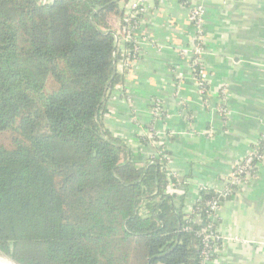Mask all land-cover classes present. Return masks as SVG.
<instances>
[{
    "label": "trees",
    "instance_id": "1",
    "mask_svg": "<svg viewBox=\"0 0 264 264\" xmlns=\"http://www.w3.org/2000/svg\"><path fill=\"white\" fill-rule=\"evenodd\" d=\"M126 2L0 0V254L20 264H203L218 192L186 211L167 160L104 122Z\"/></svg>",
    "mask_w": 264,
    "mask_h": 264
},
{
    "label": "crops",
    "instance_id": "2",
    "mask_svg": "<svg viewBox=\"0 0 264 264\" xmlns=\"http://www.w3.org/2000/svg\"><path fill=\"white\" fill-rule=\"evenodd\" d=\"M204 1L210 98H200L187 57L175 49L158 53L145 44L133 75H125L124 90L118 86L110 92L104 117L108 128L130 142L150 127L152 101H162L170 167L179 179L176 199L185 196L186 211L193 208L200 186L224 187L235 163L250 154L264 132V0ZM188 16V6L179 0H155L144 16L141 39L187 41ZM173 67L185 74L179 93ZM224 86L229 93L225 116L216 111ZM218 216L217 229L229 238L217 264H264V163L256 178L224 200Z\"/></svg>",
    "mask_w": 264,
    "mask_h": 264
},
{
    "label": "built area",
    "instance_id": "3",
    "mask_svg": "<svg viewBox=\"0 0 264 264\" xmlns=\"http://www.w3.org/2000/svg\"><path fill=\"white\" fill-rule=\"evenodd\" d=\"M40 3H50L53 0H38ZM202 0H187L182 1L189 7V20L194 24L196 30L195 35L192 36L189 43L180 44V42H174V45L178 48L175 49L179 57H185L188 55L190 59V68L193 75V79L196 82L199 96L202 100L205 99L209 94L210 79L205 75L206 67L204 66V60L202 59V51L204 48V33H203V9L200 6ZM152 0H128L124 4L125 16L124 23L117 32V44L121 50H123V58L119 62V69L124 71L126 75L134 73L137 64L140 62V47H143V43L140 41V31L144 21V16L147 13ZM126 44L131 45L126 48ZM158 48V47H157ZM165 48V46H162ZM160 49V48H159ZM172 73L176 78V93L180 91V80L182 79V73L178 71L176 67H173ZM222 99L220 104L217 106L219 113L222 115H227V102L226 96L228 95V89L224 87L220 91ZM164 110L162 101L155 98L152 101L150 107V115L154 120H158L161 116V111ZM156 120V121H157ZM153 121V120H152ZM150 124V128L141 129V134L138 136H144L148 142H152V147L154 149L153 154L160 155V158L168 162L170 167V154L166 153L169 151L167 147V141L162 140L159 137V133L154 129V122ZM152 125V127H151ZM167 136V131L164 129ZM151 154V155H153ZM150 155V156H151ZM264 163V132L260 135L258 143L253 146L250 150V154L240 160H238L231 173L225 179L224 187L218 192V197L216 199L210 200L207 205L213 211L209 215L210 223L206 224L205 229L202 231L204 248L202 250V263L203 264H217L218 258L223 250V245L226 239L229 237L219 233L217 229V224L219 222L218 211L221 208V199L227 200L231 198L237 191L241 189L249 180L254 179L258 175V168ZM209 186L202 185L199 189L207 188ZM211 188V187H209ZM200 193V192H199ZM200 199V194L196 198V201ZM192 210V209H191ZM190 210V211H191ZM201 219V218H200ZM202 222V220H201ZM250 242V241H246Z\"/></svg>",
    "mask_w": 264,
    "mask_h": 264
},
{
    "label": "rangeland",
    "instance_id": "4",
    "mask_svg": "<svg viewBox=\"0 0 264 264\" xmlns=\"http://www.w3.org/2000/svg\"><path fill=\"white\" fill-rule=\"evenodd\" d=\"M153 1H155V0H152V2L151 3H153ZM179 1H181V3L183 4V5H186V4H184L182 1H187V0H179ZM151 5V4H150ZM187 6V5H186ZM200 6H202V9H203V33H204V50L202 51V59L203 60H205V56H206V53H207V31H206V24H207V18H206V5H205V1L204 0H202L201 1V3H200ZM150 8V7H149ZM188 10H189V7H188ZM169 20V19H168ZM167 20V21H168ZM188 20H189V16H188ZM189 24H190V26H191V29H192V32H190L189 33V35H187V41H182V40H178L179 42H180V44H182L181 43V41L183 42V43H189L190 42V39L192 38V36H194L195 35V30H196V28H195V26H194V24L193 23H191L190 22V20H189ZM191 34V35H190ZM142 43H143V45H145V44H147V45H149V46H151L152 48H157V50H158V53H162V52H164V50L165 49H169V50H171V49H177L178 47L177 46H175L174 45V42L173 43H160L159 41H157V40H155V39H149V38H146V37H144V39H141L140 40ZM162 46H165V48H162ZM160 48V49H159ZM140 50H141V52H140V58H139V60L142 58V56H143V53H144V46L143 47H140ZM176 51V50H175ZM185 57H187V58H190V57H188V55H186ZM204 63V66L206 67V71H207V65L205 64V61L203 62ZM189 64H190V59H189ZM172 71V70H171ZM178 71H180V70H178ZM173 72V71H172ZM181 73H182V79L180 80V84H181V86H182V81H183V79L185 78V74L182 72V71H180ZM206 75V74H205ZM191 76L193 77V75H192V73H191ZM207 76V75H206ZM208 78H209V76H207ZM210 79V78H209ZM180 86V87H181ZM225 87V86H224ZM224 87H222L221 89H220V91H222V89L224 88ZM227 89H228V87H226ZM198 89V88H197ZM117 90H119V88L117 89ZM115 92H116V90H115ZM115 92H112V94L114 95V93ZM210 85H209V94H208V98H210ZM228 96H229V93H228V95L226 96V102L228 101ZM121 98V93H120V97H117V99H120ZM221 99H222V97H221ZM178 100H179V98H178ZM220 104V103H219ZM216 111H217V113H219V110H218V107L216 106ZM220 114V113H219ZM166 117H168V114H166V111H164V110H162L161 111V116L160 117H158V120L156 121V120H154L153 118H152V116H151V119L153 120V121H155L154 122V125H153V127H154V129L159 133V137L160 138H162V140H164V141H168V139L166 138V134H163V132L165 133V131H164V129L165 128H163V123H162V120H164ZM136 120V122H134L135 124L136 123H140V121H139V119L137 118V117H135L134 118V121ZM151 120V121H152ZM151 124V123H150ZM149 124V125H150ZM151 127H152V125H151ZM150 128V127H149ZM141 130V129H140ZM142 132L140 131L139 132V134H141ZM130 143H131V145L134 147V153L137 155V156H139V158L137 157V159H138V161H142V160H144L146 157H148V156H150L152 153H154V151L152 152V149H153V147H152V142H148V143H146V144H143V143H141L140 141H138L137 140V138L135 139V140H132V141H130ZM154 150V149H153ZM173 171V170H172ZM178 187V186H177ZM233 241H242V242H246L247 240H245V239H241L240 237H234L233 239H232ZM0 255H2V254H0ZM2 256H4V255H2ZM5 257V256H4Z\"/></svg>",
    "mask_w": 264,
    "mask_h": 264
},
{
    "label": "bare ground",
    "instance_id": "5",
    "mask_svg": "<svg viewBox=\"0 0 264 264\" xmlns=\"http://www.w3.org/2000/svg\"><path fill=\"white\" fill-rule=\"evenodd\" d=\"M0 264H16V263L11 259H9L8 257H4L0 255Z\"/></svg>",
    "mask_w": 264,
    "mask_h": 264
},
{
    "label": "water",
    "instance_id": "6",
    "mask_svg": "<svg viewBox=\"0 0 264 264\" xmlns=\"http://www.w3.org/2000/svg\"><path fill=\"white\" fill-rule=\"evenodd\" d=\"M220 204H221V205L224 204L223 199H221ZM5 257H8V256H5ZM8 258L11 259L12 261H14L16 264H20V263H18L16 260H14L13 258H11V257H8Z\"/></svg>",
    "mask_w": 264,
    "mask_h": 264
}]
</instances>
